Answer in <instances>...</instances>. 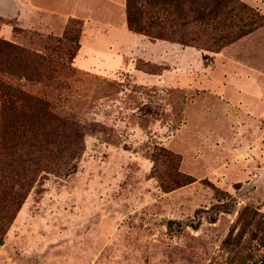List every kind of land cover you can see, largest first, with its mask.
I'll list each match as a JSON object with an SVG mask.
<instances>
[{
    "label": "rangeland",
    "instance_id": "rangeland-1",
    "mask_svg": "<svg viewBox=\"0 0 264 264\" xmlns=\"http://www.w3.org/2000/svg\"><path fill=\"white\" fill-rule=\"evenodd\" d=\"M75 1L0 0V264L263 263L264 0L220 50L132 31L103 62Z\"/></svg>",
    "mask_w": 264,
    "mask_h": 264
},
{
    "label": "trees",
    "instance_id": "trees-1",
    "mask_svg": "<svg viewBox=\"0 0 264 264\" xmlns=\"http://www.w3.org/2000/svg\"><path fill=\"white\" fill-rule=\"evenodd\" d=\"M236 4L235 0H127V22L131 31L150 39L174 40L185 45L193 42L188 38L192 28L212 31L215 35L209 41L214 39L215 50H220L251 33L258 24L249 7ZM177 29L182 34L173 37L171 34ZM1 44L4 49L13 47L0 41V50ZM80 47L79 44L72 60ZM18 52L21 58L33 63V55L22 49Z\"/></svg>",
    "mask_w": 264,
    "mask_h": 264
},
{
    "label": "crops",
    "instance_id": "crops-1",
    "mask_svg": "<svg viewBox=\"0 0 264 264\" xmlns=\"http://www.w3.org/2000/svg\"><path fill=\"white\" fill-rule=\"evenodd\" d=\"M83 2L84 0L75 1L74 13L64 14L60 11H51L55 12L60 17L70 15L83 19L86 22L85 33L87 36L90 32H92V35H98L102 39H107L111 36H116V39L105 46L106 48L103 50L106 52V55L104 56L103 53L99 51V49L91 48L89 52H86L87 46L85 45L84 40L87 36L85 35L81 42V48L76 58L77 61L90 62L91 60H100V62H103L105 61V58L108 57L115 59L116 56L114 57V55L111 53L112 48L113 51H117L124 50L123 48L129 49L133 47L129 46V43H127L129 46L127 47V44L123 42L124 39L134 36L133 32L129 29L127 22V0H85L84 4ZM93 3L94 5H92ZM82 5H85L82 10H76V8L80 9ZM34 6L35 9L32 11L34 15H37V13L41 10H46L39 5L34 4ZM90 29H92V31ZM126 58V56H118L117 59H123V61H125Z\"/></svg>",
    "mask_w": 264,
    "mask_h": 264
},
{
    "label": "water",
    "instance_id": "water-1",
    "mask_svg": "<svg viewBox=\"0 0 264 264\" xmlns=\"http://www.w3.org/2000/svg\"><path fill=\"white\" fill-rule=\"evenodd\" d=\"M261 264H264V262H263V263H261Z\"/></svg>",
    "mask_w": 264,
    "mask_h": 264
}]
</instances>
